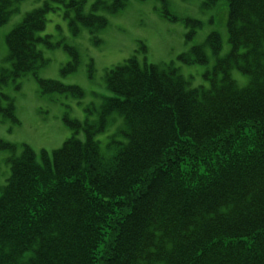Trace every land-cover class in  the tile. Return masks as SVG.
Instances as JSON below:
<instances>
[{
    "label": "trees",
    "instance_id": "trees-1",
    "mask_svg": "<svg viewBox=\"0 0 264 264\" xmlns=\"http://www.w3.org/2000/svg\"><path fill=\"white\" fill-rule=\"evenodd\" d=\"M85 1L66 5L94 28L106 24L97 10L127 2L94 0L85 12ZM202 4L214 6L229 43L204 74L208 87H188L171 63L158 70L128 58L106 72L113 97L103 109L122 115L125 142L106 153L89 131L84 141L68 137L51 167L28 148L10 159L0 264H264V0ZM47 9L28 12L6 36L15 76L41 62L37 32ZM11 12L10 0H0V25ZM183 22L189 39L200 23ZM206 42L217 55L219 34ZM190 52L178 58L207 62L200 44ZM9 107L1 110L12 117Z\"/></svg>",
    "mask_w": 264,
    "mask_h": 264
},
{
    "label": "rangeland",
    "instance_id": "rangeland-1",
    "mask_svg": "<svg viewBox=\"0 0 264 264\" xmlns=\"http://www.w3.org/2000/svg\"><path fill=\"white\" fill-rule=\"evenodd\" d=\"M11 2L13 11L7 22L0 25V72L10 68L5 42L7 32L27 12L45 4L49 9L45 12V26L38 32L43 37L37 48L45 59L44 64L34 74L28 73L15 81L0 84V100L3 104L12 102L16 119L0 113V140L14 146L13 150H0V192L9 173V155H19L22 147L28 145L36 159L44 164L42 157L51 156L52 151L75 130L70 124L72 121L81 123L76 133L80 138L91 127L90 131L106 153L113 152L114 141H126L122 133V115L103 110L105 99L113 96L105 82L107 69L134 56L140 64L145 59L158 70L171 63L189 87H208L205 72L211 70L216 57H222L229 50L226 28L214 23V6H204L203 0H127L116 12L97 10L96 13L106 19V24L94 30L72 17L74 11L66 5L67 0ZM94 2L86 0L83 10L90 11ZM163 6L169 16L163 14ZM184 18L200 23L189 39L186 38L188 26L183 22ZM211 32L220 36L217 55L211 53L206 42ZM197 44L205 50L206 63H185L178 58L182 53L194 58L190 48ZM231 73L240 84L245 83L246 77L238 71ZM38 79L74 85L80 93L47 91L39 85Z\"/></svg>",
    "mask_w": 264,
    "mask_h": 264
},
{
    "label": "bare ground",
    "instance_id": "bare-ground-1",
    "mask_svg": "<svg viewBox=\"0 0 264 264\" xmlns=\"http://www.w3.org/2000/svg\"><path fill=\"white\" fill-rule=\"evenodd\" d=\"M11 8V7H10ZM38 49V48H37ZM38 53H39V49H38ZM261 147V146H260Z\"/></svg>",
    "mask_w": 264,
    "mask_h": 264
}]
</instances>
